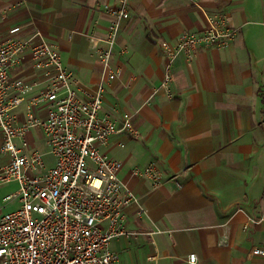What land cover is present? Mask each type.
<instances>
[{"label":"crops","instance_id":"1","mask_svg":"<svg viewBox=\"0 0 264 264\" xmlns=\"http://www.w3.org/2000/svg\"><path fill=\"white\" fill-rule=\"evenodd\" d=\"M118 3L0 0V36H40L56 46L81 86L105 84L100 114L120 126L129 115L139 130L138 138L114 135L104 148L123 163L120 178L146 210L129 208L138 235L114 240L110 250L120 264H264L251 254L264 243V0H131L113 53L121 75L109 82L98 50ZM222 13L237 29L232 44L204 46L192 60L179 55L171 96L161 90L165 44L203 31L209 16ZM35 76L29 60L12 72L27 82ZM1 146L0 137V174L9 163ZM150 164L163 175L158 189L134 174ZM7 184L0 182L3 212L19 206L18 198L4 202Z\"/></svg>","mask_w":264,"mask_h":264},{"label":"built area","instance_id":"2","mask_svg":"<svg viewBox=\"0 0 264 264\" xmlns=\"http://www.w3.org/2000/svg\"><path fill=\"white\" fill-rule=\"evenodd\" d=\"M118 4L111 11L116 20L102 40L106 48L99 49L100 39L92 38L109 82L121 75L113 53L121 24L130 18V0ZM236 36L237 29L222 13L209 16L203 31L183 36L178 44H165L168 62L161 90L171 96L172 68L179 55L192 60L202 47L227 48ZM39 37L0 36L1 152L9 156L0 182L19 184L15 194L4 198L5 203L18 198L19 206L8 212L0 208V264H120L110 244L138 235L129 229L130 207L138 205L139 214L146 210L120 178L123 163L104 148L114 135L126 132L138 138L139 130L129 115L122 126L101 115L105 84L81 86L59 49ZM28 60L36 72L34 80L14 79L12 72ZM32 91L36 93L29 96ZM34 130L50 147L51 167L46 155L31 145ZM134 174L151 178L153 189L163 184L154 164L136 168ZM251 254L264 259V243L254 246ZM189 259L197 260L195 254Z\"/></svg>","mask_w":264,"mask_h":264},{"label":"rangeland","instance_id":"3","mask_svg":"<svg viewBox=\"0 0 264 264\" xmlns=\"http://www.w3.org/2000/svg\"><path fill=\"white\" fill-rule=\"evenodd\" d=\"M38 134L41 135L40 138L36 137V132L34 134L35 138H37V145L34 149L39 150L46 155L47 166L51 167V166H53L54 159L50 153V147L47 144V141H46L45 137L43 136V134L40 131L38 132ZM3 189H4L3 190L4 197H6L8 195L16 193L19 189V184L15 181H12V182L8 183L7 185H5ZM5 210H4V212H6ZM116 243H117V241H112L110 244V248H115Z\"/></svg>","mask_w":264,"mask_h":264}]
</instances>
